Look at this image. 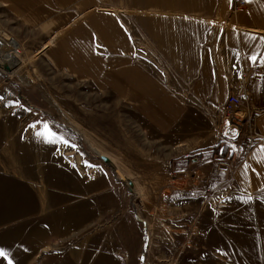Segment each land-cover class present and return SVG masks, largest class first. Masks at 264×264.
Returning a JSON list of instances; mask_svg holds the SVG:
<instances>
[{
  "label": "rangeland",
  "instance_id": "1",
  "mask_svg": "<svg viewBox=\"0 0 264 264\" xmlns=\"http://www.w3.org/2000/svg\"><path fill=\"white\" fill-rule=\"evenodd\" d=\"M56 1L38 29L0 7V248L13 264H264V190H238L231 151L207 156L220 95L193 94L195 61L174 57L191 0Z\"/></svg>",
  "mask_w": 264,
  "mask_h": 264
},
{
  "label": "crops",
  "instance_id": "2",
  "mask_svg": "<svg viewBox=\"0 0 264 264\" xmlns=\"http://www.w3.org/2000/svg\"><path fill=\"white\" fill-rule=\"evenodd\" d=\"M56 4V0H0L3 13L30 15L27 20L14 19L21 20L20 28L26 30L40 28L37 22L46 21L48 11L53 12L48 7ZM190 4L191 8L183 12L190 13L197 22L183 25L182 35L178 30L173 39L174 57L195 61L190 86L193 94L205 95L207 103H213L212 95H220L214 102L219 111L218 132L224 123L220 111L229 96L242 88L248 93L242 102L243 110L261 111L254 120L257 142L251 146L247 139L235 144L220 142L221 149L224 144L233 145L229 151L238 190H264V65L259 60L253 64L250 59L253 55L264 59V1L247 0L241 12L233 11V0H191ZM185 6L188 7L186 0Z\"/></svg>",
  "mask_w": 264,
  "mask_h": 264
},
{
  "label": "built area",
  "instance_id": "3",
  "mask_svg": "<svg viewBox=\"0 0 264 264\" xmlns=\"http://www.w3.org/2000/svg\"><path fill=\"white\" fill-rule=\"evenodd\" d=\"M246 1L247 0H233V11H243L246 6ZM11 44L9 43V49L6 51V56L14 54L19 57L21 55L20 49L18 48V50H16L15 47L11 46ZM245 81L246 79H243L242 83H245ZM247 96L248 93L243 88L237 93H232L220 111L221 115L224 117L223 125H219L221 142L226 144H235L243 139H247L250 146L257 142L254 120L261 113V111L255 110L247 112L243 110L242 102Z\"/></svg>",
  "mask_w": 264,
  "mask_h": 264
},
{
  "label": "snow or ice",
  "instance_id": "4",
  "mask_svg": "<svg viewBox=\"0 0 264 264\" xmlns=\"http://www.w3.org/2000/svg\"><path fill=\"white\" fill-rule=\"evenodd\" d=\"M250 59L253 62V64H255L259 60V62L262 65H264V59H260L258 56L253 55V56L250 57ZM2 99H3V97L0 96V100H2ZM31 127H36V125H32ZM44 127H45V129H48V125L47 124H45ZM36 135L37 136H45V139L47 140L48 143H52V144L56 143L55 133H51L50 130H48L47 134L38 132V133H36ZM60 142L65 144V145L68 144V142L66 140H64L63 138H60ZM0 258H3L4 260H7V264H13V260L9 258L8 253L3 248H0Z\"/></svg>",
  "mask_w": 264,
  "mask_h": 264
},
{
  "label": "trees",
  "instance_id": "5",
  "mask_svg": "<svg viewBox=\"0 0 264 264\" xmlns=\"http://www.w3.org/2000/svg\"><path fill=\"white\" fill-rule=\"evenodd\" d=\"M228 150H229L228 147L221 149V144H218L208 151L207 156H209L210 158H213V157L218 156L221 153L224 157H226ZM180 161L181 163H183V166H190L192 159L190 157H185V158H182Z\"/></svg>",
  "mask_w": 264,
  "mask_h": 264
},
{
  "label": "water",
  "instance_id": "6",
  "mask_svg": "<svg viewBox=\"0 0 264 264\" xmlns=\"http://www.w3.org/2000/svg\"><path fill=\"white\" fill-rule=\"evenodd\" d=\"M4 67H5V69H7V70H9V66L6 64V65H4ZM195 161V160H194Z\"/></svg>",
  "mask_w": 264,
  "mask_h": 264
}]
</instances>
